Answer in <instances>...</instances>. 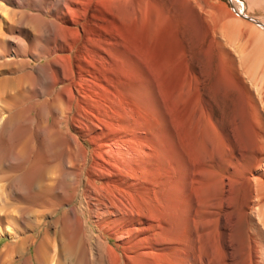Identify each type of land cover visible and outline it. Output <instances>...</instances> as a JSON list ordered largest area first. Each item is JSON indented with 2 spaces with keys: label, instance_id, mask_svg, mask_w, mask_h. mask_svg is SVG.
Masks as SVG:
<instances>
[{
  "label": "bare ground",
  "instance_id": "bare-ground-1",
  "mask_svg": "<svg viewBox=\"0 0 264 264\" xmlns=\"http://www.w3.org/2000/svg\"><path fill=\"white\" fill-rule=\"evenodd\" d=\"M201 2L0 0V264H264L261 53L213 18L214 40L240 54L225 80L245 88L248 116L223 130L198 104L188 157L156 204L136 194L137 183L122 187L134 151L119 137L104 153L82 98L113 70L122 32L152 41L170 21L203 23Z\"/></svg>",
  "mask_w": 264,
  "mask_h": 264
},
{
  "label": "rangeland",
  "instance_id": "rangeland-1",
  "mask_svg": "<svg viewBox=\"0 0 264 264\" xmlns=\"http://www.w3.org/2000/svg\"><path fill=\"white\" fill-rule=\"evenodd\" d=\"M201 5L207 13L203 15V23L196 16L187 23L170 21L152 41L134 32H122L118 56L111 63L113 70L103 75L98 73L100 77L97 74L95 84L87 87L82 94L86 102L88 99L89 109L92 107L90 111L97 118V133L102 136L98 146L106 144L102 148L106 151L110 140L113 143L114 139L120 137L122 144H127L134 151L136 164L128 167V173L122 166V187L137 183L136 194L152 204L164 199L169 186L178 179L176 175L179 174L181 157H188V139L192 137L188 135V126L198 104V109L208 107L206 110L209 109L210 119L220 128L236 127L237 122L239 126L248 116L245 88L237 83H226L225 80L228 68L230 71L239 63L240 54L235 47L223 42V37L218 36L214 40L209 30L213 18L226 29L224 36L235 42L242 40L248 45V50H255L258 55L261 53L264 56V28L240 17L242 15L264 25V0H202ZM189 78L194 81L190 83ZM186 80L190 81L187 86L191 92L188 87L183 88ZM112 102L115 104L112 105ZM238 115L245 120H239ZM104 160H99V163L109 162L105 155ZM133 173H136V180ZM191 180L194 181V178ZM172 215L174 220L184 223L183 215L178 212ZM0 241L1 246L8 239Z\"/></svg>",
  "mask_w": 264,
  "mask_h": 264
},
{
  "label": "water",
  "instance_id": "water-1",
  "mask_svg": "<svg viewBox=\"0 0 264 264\" xmlns=\"http://www.w3.org/2000/svg\"><path fill=\"white\" fill-rule=\"evenodd\" d=\"M243 18L246 19V20H248V21H253L252 19H250V18H248V17H245V16H243ZM254 21H255V20H254ZM255 23H256V22H255ZM256 25H258V26L264 28V26H262L260 23H256Z\"/></svg>",
  "mask_w": 264,
  "mask_h": 264
}]
</instances>
